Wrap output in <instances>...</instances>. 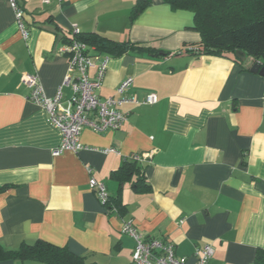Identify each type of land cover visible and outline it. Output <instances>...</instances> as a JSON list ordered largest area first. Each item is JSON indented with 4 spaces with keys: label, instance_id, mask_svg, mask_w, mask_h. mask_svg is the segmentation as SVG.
<instances>
[{
    "label": "crops",
    "instance_id": "1",
    "mask_svg": "<svg viewBox=\"0 0 264 264\" xmlns=\"http://www.w3.org/2000/svg\"><path fill=\"white\" fill-rule=\"evenodd\" d=\"M19 2L28 39L0 0V247L44 240L88 262L131 264L135 242L122 225L132 220L144 237L173 243L188 264L206 244L215 249L208 264H255L264 250V76L251 71L256 60L186 51L201 41L194 13L164 0H150L135 19L137 0ZM75 28L171 54L109 55L102 98L117 97L120 83L133 77L128 98L156 93L158 101L124 103L119 129L86 127L84 149L55 156L62 134L28 98L23 77L37 74L53 96L68 73L59 49ZM63 93L69 98L70 88ZM109 147L119 153L101 151ZM134 152L151 157L130 176L115 175ZM91 177L106 184L116 210L100 203Z\"/></svg>",
    "mask_w": 264,
    "mask_h": 264
},
{
    "label": "built area",
    "instance_id": "2",
    "mask_svg": "<svg viewBox=\"0 0 264 264\" xmlns=\"http://www.w3.org/2000/svg\"><path fill=\"white\" fill-rule=\"evenodd\" d=\"M7 1L13 9L21 35L24 39H28L29 29L25 21L23 7L19 0ZM42 1L50 2V0ZM78 34L80 31L75 28L72 36ZM91 49L92 47L87 42L77 38L72 37L65 41L59 49V53L68 58V73L63 84L53 96L47 95L37 74L27 73L23 77L24 84L30 90L28 98L46 111L49 121L62 134L61 143L53 150L55 156L67 150L78 152L84 149L85 146L80 141V135L86 127L95 132L119 129L127 120V114L120 110L124 103L154 104L158 101L156 93H148L142 101L128 98L125 93L133 84V77H127L120 83L117 88V97L102 98L99 91L103 86L110 56L92 52ZM92 68L96 69L94 76L90 75ZM64 87H69L71 90V95L67 99H64ZM101 151L103 153H119L115 147L104 148ZM150 157V153L134 152L126 159L142 163ZM89 185L95 191L100 203L107 207V211L116 210L103 181L91 177ZM122 232L135 242L131 264H188L187 257L176 255L173 243L158 238L144 237L132 220L123 221ZM214 253L215 249L211 244L196 248L193 255L194 264H208Z\"/></svg>",
    "mask_w": 264,
    "mask_h": 264
},
{
    "label": "trees",
    "instance_id": "3",
    "mask_svg": "<svg viewBox=\"0 0 264 264\" xmlns=\"http://www.w3.org/2000/svg\"><path fill=\"white\" fill-rule=\"evenodd\" d=\"M164 1L174 9H186L194 13L195 29L201 34V41L191 48L192 50L186 51H193L198 55L229 57L239 63L251 57L264 66V0ZM149 4L150 0H137L132 8V18L135 19ZM72 37L83 40L98 52L111 56L119 57L129 52H135L141 57L171 54L154 47L114 41L97 33H80ZM238 51H242L244 56L238 55ZM137 164L127 161L115 175L128 177L139 170ZM111 201L113 205L119 206L115 199L112 198ZM109 207L111 208V205ZM0 259L32 260L43 264H97L88 262L86 256L77 255L67 247L44 240L34 244L23 243L17 250H5L0 247ZM255 264H264V250H258Z\"/></svg>",
    "mask_w": 264,
    "mask_h": 264
},
{
    "label": "water",
    "instance_id": "4",
    "mask_svg": "<svg viewBox=\"0 0 264 264\" xmlns=\"http://www.w3.org/2000/svg\"><path fill=\"white\" fill-rule=\"evenodd\" d=\"M238 55L244 56L242 51L237 52ZM251 71L254 73H259L260 75L264 76V66L259 61H256L252 67Z\"/></svg>",
    "mask_w": 264,
    "mask_h": 264
}]
</instances>
